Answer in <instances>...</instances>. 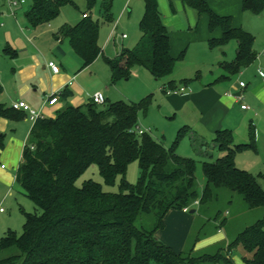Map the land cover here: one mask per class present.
Masks as SVG:
<instances>
[{"label":"trees","instance_id":"obj_1","mask_svg":"<svg viewBox=\"0 0 264 264\" xmlns=\"http://www.w3.org/2000/svg\"><path fill=\"white\" fill-rule=\"evenodd\" d=\"M181 1L198 15H207L210 33L220 29V38L208 41L210 48L230 40L237 43L235 58L225 66L227 70L236 73L256 59L254 37L234 28L231 17L215 14L207 0ZM112 2L102 0L107 20ZM143 2L136 48L122 50L112 59L103 57L112 83L128 77L135 65L161 80L172 73L176 64L170 55L168 31L157 1ZM31 3L25 17L30 26L37 27L53 21L70 0ZM242 11L258 15L264 11V0H243ZM98 32V22L89 15L60 29L61 36L82 61V68L102 56ZM172 84L173 81L166 83L170 87ZM60 96L66 100L70 92L65 88ZM148 104L149 97L138 103H109L105 109L90 101L80 107L65 104L54 118L43 117L33 123L15 181L40 214L25 215L21 235L9 232L0 239V264H234V252L242 264H264V218L237 232L225 247H218L213 253L196 255L194 250L204 236V225L188 251L176 253L156 239V232L165 227L164 218L169 211L201 208L216 201L223 189L241 196L248 209L264 208V191L255 176L235 164L238 153L253 148V129L245 144H234L229 130H217L213 143L222 155L212 162H198L176 152L179 141L187 135V127L177 132L169 148L147 133L135 132L140 127L138 112ZM0 114L7 112L0 108ZM132 161H137L140 171L134 185L123 178ZM91 165L97 166L106 184L121 176L119 192H104L91 180L77 187L76 180ZM198 165L203 175L200 189ZM213 222L218 227L225 223L216 217Z\"/></svg>","mask_w":264,"mask_h":264},{"label":"rangeland","instance_id":"obj_2","mask_svg":"<svg viewBox=\"0 0 264 264\" xmlns=\"http://www.w3.org/2000/svg\"><path fill=\"white\" fill-rule=\"evenodd\" d=\"M224 4L227 0H218ZM158 10L162 16L164 26L170 34V51L172 56L177 60L172 73L161 80H156L144 68L138 65L130 69L128 77L122 78L115 83L111 81V73L108 65L102 56H98L89 66L80 70L82 66L81 60L75 55L65 54L59 65L62 73H69L75 77L74 96L78 95L81 103L85 102L94 93H101L106 98V102L99 106V109H105L109 103L122 101L124 103H138L139 101L149 97V104L146 109H140L138 112V123L141 129L149 130L147 133L152 139L161 142L166 148L173 145L177 137V132L184 126L194 128L192 133L194 138L184 136L177 145L176 152L178 155L194 159L201 162L214 161L222 153H219L213 143V135L204 134V148H208V155H201L202 149L200 143L197 124L193 122V108L191 101L179 103V100L173 97L181 98L193 91L201 90L205 85L214 83L220 74L226 77L221 80L224 88H227L234 81L248 82L251 76L254 78L259 70L254 62L248 68L241 69L237 75H227L221 69L223 63L228 62L230 56L235 52V42L230 40L223 46L210 48L207 39L211 36L205 24V16L198 15L190 6L182 4L181 0H159ZM7 0H0V11L6 7ZM6 6V7H5ZM31 6V0H25V5L19 9L18 14H24ZM102 0H70V3L63 6L59 15L51 21L49 29L56 32L63 25L72 26L78 20L83 18L84 14L98 22V44L104 51V56H110L113 49L109 46L114 40L119 44V51H133L140 40L139 21L144 12L143 0H113L110 10L109 20L104 18ZM231 9V6H230ZM9 10V8H8ZM235 23L239 24L243 29L248 30L255 37L254 47L257 53H260L261 45L264 44V11L258 15L251 14L240 10L237 17L234 18ZM46 27V26H45ZM124 34L126 39L123 40L121 35ZM122 39V40H121ZM107 49V50H106ZM182 54V56H181ZM181 56V57H180ZM220 63V64H218ZM255 79H257L255 77ZM172 80L175 85L176 96L167 93L170 89L166 85ZM183 87L185 91L179 92ZM173 96V97H172ZM182 99V98H181ZM195 111V109H194ZM197 111L195 116L197 117ZM43 117L48 118L45 114ZM9 120L8 118H4ZM196 119V118H195ZM195 131V132H194ZM258 142H253V148H246L236 156V166L245 170L256 177L257 184L264 191V125L257 129ZM0 156L8 148L9 138L7 133H0ZM250 141L249 134L243 139H235L234 144H245ZM195 147L192 145H195ZM198 147L201 149H198ZM4 165L5 171L9 176L15 175L17 161L11 160L7 163L0 160V166ZM3 171L0 169V239L7 233L12 232L15 235H21L25 224L26 214H40V209L35 207L30 199L24 194L21 187L12 180L11 183H5L6 180L1 179ZM140 171L137 161L128 164L124 179L131 185L137 183ZM197 183L199 189L203 185V175L198 165L196 171ZM122 177L117 176L112 184H106L100 176L97 166L91 165L76 180L75 185L81 187L84 181L91 180L98 183L102 190L107 193H118ZM5 181V182H4ZM220 192V191H219ZM190 210H197L190 213ZM187 211L190 217H172L168 220L166 234L170 236V243L176 253L188 251L194 242V238L199 233L200 228L204 236L196 242L195 248L199 249L196 255L201 253H213L218 247H225L228 239H231L246 226H249L264 218V208L248 209L244 204L242 197L222 190L219 197L214 202H209L203 207L192 208ZM204 211V212H203ZM178 212V211H174ZM214 217L218 222L225 221L222 227L217 225ZM192 219L193 228L184 243L180 241L181 233L178 235L176 225L183 226ZM197 249V250H198ZM234 264H241L240 258L234 252L232 257ZM153 264V263H150Z\"/></svg>","mask_w":264,"mask_h":264},{"label":"crops","instance_id":"obj_3","mask_svg":"<svg viewBox=\"0 0 264 264\" xmlns=\"http://www.w3.org/2000/svg\"><path fill=\"white\" fill-rule=\"evenodd\" d=\"M156 1L159 5V0ZM242 1L243 0H227L224 4H221L218 0H207V4L215 14L231 17L232 26L234 28L243 29L238 23H235L234 19L238 16L240 10L242 11ZM24 5L25 0L23 4L15 8L5 6L6 8L0 11V108L7 112L6 115L0 114V133H7L9 138L8 148L3 152L2 156H0V160H4L7 163L11 160L17 161V167L22 160V153L29 140L30 131L34 122L30 120L28 113L13 110L11 108L12 103L24 101L31 108L38 111L42 118L45 114L49 115L48 118H54L56 112L62 109L65 104H70L73 107H80L90 101L89 97L85 102L81 103L78 95L74 96V76H70L69 73H62L60 69L58 73L54 74L47 66L48 62H54L59 67L58 63H60L61 58L65 54H74L68 40L63 38L60 34L61 27L57 29L56 32H53L49 29V24L51 22L37 27L30 26L25 14L30 10L31 6L24 14H18L17 12ZM201 15L205 16L204 21L208 29V17L206 14ZM243 30L249 32L246 29ZM249 33L251 34V32ZM209 34L211 37L207 39V41L220 38L221 31L220 29H215L212 33L209 32ZM123 35L124 34L121 35V38L125 40L126 36L123 37ZM168 36L170 40L169 32ZM254 44L255 37L252 48L256 53V59L245 68H248L256 62V68H263L264 70V44L260 47V52L263 53L262 56L260 53H257ZM119 46L117 41L114 40L111 46L108 47V49L110 47L113 49V53L106 57L112 59L118 56L123 50L119 51ZM236 48L237 43L235 42V52L229 57L227 60L228 62L221 65L220 70H222L224 74L234 76L240 73L241 76V73H243L241 70L232 73L225 68V66L233 62ZM104 51L101 49L102 57H105ZM170 55L172 56L171 51ZM82 69L81 66L80 70ZM252 77L253 76L249 78L251 80L248 82L242 80L238 82L234 81L227 88H224L221 80H225L226 77L221 73L219 78L214 80V83L205 85L201 90H199V88L196 90V88L193 87V91L181 97L182 99L173 97L176 96L173 93L169 94V96L173 95L172 97L179 100L181 104L185 103L184 101L186 100L191 101L193 108L192 119L193 122L195 121L197 124V131L200 134L198 136H200V140H202L199 147H202V149L205 147L203 143L204 134L208 133L214 136V133L220 129L229 130L232 133L234 141L239 138L240 140L243 139V137H246V135L250 133V130L253 129L255 132L254 140L257 144L259 140L257 129L264 125V79L257 77V73L255 76L257 79ZM240 82L245 84V88H240ZM171 86L170 88H175L174 84ZM65 88L70 92V97L66 100L60 96V92ZM52 94H57L58 102L51 106L48 105L47 100ZM239 95H242L241 101L237 100V96ZM242 104L248 106V109H241ZM194 109L198 113L196 114L197 117L195 116ZM5 117L9 120L4 119ZM187 129V136L191 137V139L194 138L195 135L193 134L195 133H192L194 128L187 127ZM192 146L197 150L196 144ZM199 147L198 149H200ZM208 153V148H204L199 152V154L205 156H207ZM0 169L3 171L1 179L6 180V182L4 181L5 183H11L12 180H15V175L12 177L9 176L5 171L4 165H1ZM186 213L187 211H169L164 218L165 227L163 230L156 232V239L172 248L170 243L171 238L166 234L168 220L174 216L177 218L190 217ZM187 220H189V218ZM193 226L192 219L188 221L185 227L176 225L178 235L180 233L182 234L180 236V241L182 243L187 239V235H189ZM195 246L194 250L199 251L200 248H197V250Z\"/></svg>","mask_w":264,"mask_h":264},{"label":"built area","instance_id":"obj_4","mask_svg":"<svg viewBox=\"0 0 264 264\" xmlns=\"http://www.w3.org/2000/svg\"><path fill=\"white\" fill-rule=\"evenodd\" d=\"M7 2H8L9 8H15L16 6L23 4L24 0H7ZM83 17H86V14H84ZM123 37H125V35H123ZM47 66L52 73L56 74L59 72V67L54 62H48ZM259 76H260V78L264 79V72L259 70ZM239 86H240V88H245V84L243 82H240ZM184 90L185 89L183 87H181L179 89V92L183 93ZM167 93L175 94V93H177V90H175V89L169 90V91H167ZM237 100L241 101L242 95L237 96ZM57 102H58L57 94H52L47 100L48 105H51V106L55 105ZM90 102L97 105V106H101L106 102V100H105V97L103 96V94L97 92V93H94L93 96L90 97ZM11 108L15 111H23V112L28 113L30 120L33 122H35L39 118H42V116L40 115V113L38 111L31 108L24 101H17V102L12 103ZM241 109H243V110L248 109V106L242 104ZM135 132H137V134L141 135L144 133H148L149 130H143L140 127H138ZM195 204L197 205V203H195ZM0 212H2L1 208H0Z\"/></svg>","mask_w":264,"mask_h":264},{"label":"water","instance_id":"obj_5","mask_svg":"<svg viewBox=\"0 0 264 264\" xmlns=\"http://www.w3.org/2000/svg\"><path fill=\"white\" fill-rule=\"evenodd\" d=\"M195 212V210H190V213H194Z\"/></svg>","mask_w":264,"mask_h":264}]
</instances>
